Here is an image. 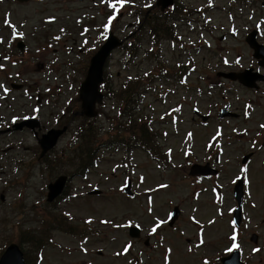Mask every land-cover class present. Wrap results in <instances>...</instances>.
I'll use <instances>...</instances> for the list:
<instances>
[{"label":"rangeland","instance_id":"obj_1","mask_svg":"<svg viewBox=\"0 0 264 264\" xmlns=\"http://www.w3.org/2000/svg\"><path fill=\"white\" fill-rule=\"evenodd\" d=\"M178 1L183 10L178 20L172 21L170 36L174 41V32L179 34L178 44L166 39L155 42L156 38L151 43L150 26L146 31L137 29V39L129 48L137 45L135 59L127 61L126 69L118 70L126 50L117 48L107 69L109 77H114L112 83L115 75L122 80L148 70L158 72L156 60L145 54L148 49H153L169 74L185 67L184 80L172 77L156 82L143 93L140 111L148 117L152 144L158 146L152 152L159 161L144 150L135 149L125 158L120 149H100L83 175L64 169L70 177L66 186L70 198L47 205L46 186L57 176L35 167L32 152L38 155L39 149L33 132L40 138L51 128H66L48 157L61 152L83 122L72 117L66 125L69 116H64L55 127L62 109L74 112L76 105L79 110L78 92L93 54L85 52L110 31L121 40L156 0H126L122 6L116 0H29L21 4L0 0V51L11 56L2 61L0 82L24 87L13 92L9 86L3 87L2 94L10 93L3 118L8 123L12 110L17 117L24 113L41 117L33 130L0 136L1 246L17 243L20 231L38 230L50 222L44 233L36 236L38 245L29 242L22 246L30 264L39 248L40 264H220L222 253L233 244L238 245L233 250L241 252L243 264H264V83L249 90L215 74L237 70L224 67L222 60L227 66L238 59L242 67L248 65L252 51L249 54L245 38L255 24L260 25L264 42V0L238 4L229 0ZM112 16L115 18L109 24ZM15 39L23 42V52L14 48ZM37 64L44 67L38 70ZM38 95L43 99H39L40 112L31 107ZM225 104L238 116L220 119ZM105 106L102 113H109L111 102L106 101ZM194 110L209 118L201 123ZM117 122L115 117L107 120L98 115L93 125L104 131ZM211 143L215 148L209 149ZM249 153L253 156L241 166V159ZM61 157L63 154L57 158ZM205 162L218 170L217 176L199 181L189 176L193 164L204 167ZM50 173L55 175L53 170ZM239 175H245L247 182L244 221L236 239L229 243L236 206L232 188ZM128 181L132 197L123 193ZM94 190L101 193L90 196ZM175 206L180 213L169 227L168 214ZM87 218L92 222L86 224ZM129 226L140 228L139 238L128 236ZM252 234L258 236L256 244L250 242ZM125 247H129L127 252Z\"/></svg>","mask_w":264,"mask_h":264},{"label":"trees","instance_id":"obj_2","mask_svg":"<svg viewBox=\"0 0 264 264\" xmlns=\"http://www.w3.org/2000/svg\"><path fill=\"white\" fill-rule=\"evenodd\" d=\"M182 10L183 7L179 3V1L174 0V6L169 12L180 14ZM164 14L165 13L163 12H159V10H155L153 13L150 11L148 16H145L143 18V20L146 19L145 22L143 24L141 22L139 25V28L142 27L141 29L145 31L150 26L148 28V31H150L153 36V38L149 40L151 41V43H154L153 40H155L154 37L156 32H163L168 29L170 30L171 28L169 18L167 16H164ZM171 33V31L168 32L167 34H165V37H170ZM132 39L134 40L131 43H133L135 39H137V36L132 37ZM136 50H138L137 45L129 50V58L128 60L127 58H125V63L122 64L124 68L127 67V61L131 63L135 59L137 55ZM145 54L150 59L156 60L154 68L156 70L158 69V72L148 70L147 72H142L134 77L129 76V79H125L123 83H121V85L123 86L117 92V94L113 93L109 95L108 98L114 103V106L116 107L117 105L119 108H121V110L119 116H113L119 119V122L113 124L111 127L108 126V130H105L107 134L106 142L102 141L103 136H100V134L102 133L99 132L100 129L98 127H96L95 125H91L89 128L87 127L84 132V136L81 138L78 146L74 148L70 153L67 152L63 158L61 157L57 158V160H54L55 163L57 161H61L60 168L63 167V170L68 169L69 171H73L72 169H75L76 174L80 173V175H82L86 169L90 168L95 163L98 155L96 154L97 149H95L94 147L96 146L97 141L100 146L102 143L106 148L109 149L113 148V150H118V148L120 147L126 152V155L132 154V151L139 148L147 150V152L150 151L152 153V149H154V147H158L157 145L154 146L152 144L153 134L150 127L148 126V117L141 114L140 111L143 93H145L146 91V86H151L156 82L170 80L172 77L175 80H180V75H182L184 66L177 69L175 74L171 73V75L167 71H165L164 64L158 60L159 57L155 54V52H153V49L146 50ZM103 77L104 84L106 86L112 84L107 71L104 72ZM107 117V120H112V116L107 115ZM152 155L157 156L155 153ZM3 221H6V218H4ZM50 224V222H44L39 226L38 230L35 229L20 231V236L18 235L19 244L23 245L30 242V245L32 246L38 245L39 242L36 241V236L39 232L43 234L47 227L50 226ZM20 237L23 238L20 239ZM6 239L7 238H5V240ZM26 261L28 262L27 257Z\"/></svg>","mask_w":264,"mask_h":264},{"label":"water","instance_id":"obj_3","mask_svg":"<svg viewBox=\"0 0 264 264\" xmlns=\"http://www.w3.org/2000/svg\"><path fill=\"white\" fill-rule=\"evenodd\" d=\"M17 1L23 3V2H27L28 0H17ZM172 4H173V0H157L156 2V6L161 7V10H164L165 8L171 6ZM246 41L249 44V46L253 48L254 57L257 59H261L262 61H260V65L264 67V48L262 46L257 45L254 42V33H252L247 38ZM121 44L122 42H119L114 36L110 35L107 38L106 42L99 48V50L90 59L86 76L82 81L79 89V101L81 103V109H82L81 115H84L87 118L95 117L96 115L95 104L102 103V95L99 93L98 88L102 82L104 64L107 58L109 57L111 51L115 49L117 46H120ZM17 48L20 51H22L23 49L22 42L17 44ZM42 67H43L42 64L37 65L38 70H41ZM224 77L230 79L231 81H238L247 88H253L254 83L256 81H264V76L253 75V77H251L249 71H244L243 73L240 74H234V73L225 74ZM12 88L14 90H18L21 88V86H12ZM222 116L223 115H221V117ZM205 120L206 118H203V121ZM32 123L35 122L32 120L21 122L17 124L14 128L20 130L22 129V127L27 126L31 129H34L35 126H33ZM63 131H65V129L61 131L50 130L47 132V134L42 136V138L39 140V145L42 149L41 156H43L46 152L51 150L56 145V142L58 138L62 135ZM248 158L249 156L244 157L242 163H245L246 160H248ZM215 174L216 171H211L209 169V165H205L204 167L193 166L189 173L190 176L215 175ZM65 181H66V177H59L55 180L54 183L48 185L47 202H52L57 196L60 195L64 187ZM242 187H243V182L242 179H240L238 180V182L234 187V198L238 205L233 213V221L236 225H239L240 223L241 203L243 196ZM126 191L128 192L129 188H127ZM178 214H179L178 209L175 208L174 211L172 212L171 222H174V220L177 219ZM130 236L133 238H137L139 236V231L133 228L130 229ZM251 240L256 242V237L253 236ZM238 257L239 254L237 252H234L231 256L222 259L221 262L222 264H241L238 260ZM0 264H24L23 255L19 247L15 244L9 245L0 257Z\"/></svg>","mask_w":264,"mask_h":264},{"label":"flooded vegetation","instance_id":"obj_4","mask_svg":"<svg viewBox=\"0 0 264 264\" xmlns=\"http://www.w3.org/2000/svg\"><path fill=\"white\" fill-rule=\"evenodd\" d=\"M152 12V11H151ZM149 13H150V11H149ZM146 16H148V14L146 13ZM258 32H259V30H258ZM130 34L128 33L125 37H123V38H121V40H124V39H126L125 40V42L123 43V45H122V47L121 48H118L117 50H126V52L128 51V49H129V45H130V41H129V39H130ZM258 36H259V33H258ZM105 39H106V37H103V38H101L100 40H101V43L99 44V45H97V47L95 48V51L104 43V41H105ZM257 39H258V42L260 43V44H263L264 45V42H262L261 41V38H258L257 37ZM260 39V40H259ZM115 51V50H114ZM114 51L111 53V55H110V61H111V58H112V56H113V53H114ZM250 51H252L249 47H248V52H249V54H250ZM110 61H109V63H110ZM109 63H108V68H109ZM123 63H125V62H123ZM232 63H234V61H232L231 63H230V65L232 64ZM224 67H228L226 64H224L223 65ZM243 66V64L240 62V63H238V62H235L234 63V65L233 66H230V67H235V68H237V70L236 71H227V72H240V71H243V70H245V69H250L251 71H252V73H259V71L258 70H260V69H262L263 71H264V69L259 65V62L257 61V60H255L254 58H253V56H252V53H251V55H250V59H249V63H248V65L247 66H245V67H242ZM107 68V69H108ZM120 68V63L118 62V69ZM258 68V69H257ZM223 73H226V72H222V71H218V72H215V74H223ZM118 74V73H117ZM260 74H264V73H260ZM116 82L115 83H112V85H114V86H116V88L117 89H119L120 88V85H121V81H119V76H116ZM1 83L2 82H0V85H1ZM103 88H104V86H103ZM103 88H102V92H103ZM247 89V88H246ZM249 90H253V89H249ZM104 95V94H103ZM227 106H229L228 104H226ZM98 108V107H97ZM71 111V109H69V110H67V112H70ZM75 114H76V112H74L73 114H72V116L71 117H64V116H66V114H62L61 115V117L59 118V121L58 120H55V127H59V125H60V119L61 120H63L64 118H65V121H66V125H68L69 124V122L71 121V119H72V117H76L75 116ZM80 116V115H79ZM1 129H3V127L2 126H0V130ZM37 161H39V159L37 158L36 160H35V162H37Z\"/></svg>","mask_w":264,"mask_h":264},{"label":"snow or ice","instance_id":"obj_5","mask_svg":"<svg viewBox=\"0 0 264 264\" xmlns=\"http://www.w3.org/2000/svg\"><path fill=\"white\" fill-rule=\"evenodd\" d=\"M116 2L122 6V5H124V4L126 3V0H116ZM110 6H111V7H115V5H111V4H110ZM114 18H115L114 16H112V17L109 18V24L112 23V20H113ZM5 23H8V21L6 20ZM105 28L107 29V25L105 26ZM15 34H16V33H15V31H14V32H13V35L15 36ZM0 87H2V86H0ZM261 127L264 128V125H261ZM169 218L171 219V215H170ZM160 223H163V221H161ZM157 227H159V224H157V226L154 227V228L152 229V231L155 232ZM232 239L235 240L236 237L233 236ZM236 247H238V245L233 244L232 248H230L228 251L231 252V251H232L233 249H235ZM124 251L127 252V251H128V247H125ZM254 251H257V250L254 249Z\"/></svg>","mask_w":264,"mask_h":264}]
</instances>
